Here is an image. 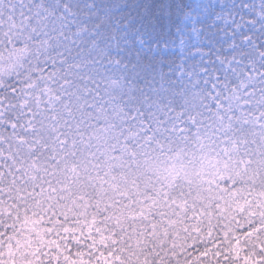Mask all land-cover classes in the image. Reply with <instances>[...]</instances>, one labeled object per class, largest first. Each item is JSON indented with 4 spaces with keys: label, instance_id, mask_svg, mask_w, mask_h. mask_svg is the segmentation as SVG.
<instances>
[{
    "label": "snow or ice",
    "instance_id": "obj_1",
    "mask_svg": "<svg viewBox=\"0 0 264 264\" xmlns=\"http://www.w3.org/2000/svg\"><path fill=\"white\" fill-rule=\"evenodd\" d=\"M30 11L0 0V28L21 27L30 19ZM26 51L16 49L15 54L19 57ZM210 79L204 83L209 84ZM210 87L216 89L217 82H211ZM233 99H239L237 94L233 93ZM253 102L243 99L244 104ZM255 102L264 104V95ZM221 107L217 100L210 136L219 135L228 142L222 149L227 159L219 153L209 155L215 149L208 148L198 160L194 156L185 163L179 151L156 156L145 151L142 159L137 158L143 150L140 141L154 139V130L140 135L148 133L150 125L135 129L126 125V132L107 125L94 129L86 141H78L76 137L83 133L73 129L79 121L69 123L65 105L57 108L52 97L46 102L33 100L26 111L16 113L15 120L7 121L21 132L8 134L15 143L8 144L7 152L0 148V226H4L7 212L12 223L6 227L13 229L11 234L0 231V246L7 235L11 258L3 260L0 251V264L264 262V256L253 259L241 246L242 241L264 232V211H252V201L246 198L264 196V124L257 129L253 113L241 109L237 116L231 104L223 112ZM260 116L264 117V110ZM172 130L176 131L175 127ZM4 138L0 135V140ZM132 138L136 147L129 143ZM155 143L161 149L165 146L159 139ZM215 143L209 140V144ZM241 144L245 145L243 155ZM251 144L256 148L248 147ZM147 172L156 174L157 183H152ZM192 176L200 179L194 181ZM177 178L187 183L177 185ZM238 178L240 186H236ZM245 178L248 183L243 182ZM257 183L260 189L254 193L252 187ZM245 212L247 217L241 222L238 216ZM257 215L259 222L251 218ZM221 223L224 227L216 237L222 235V239L213 235ZM260 250L264 252V243Z\"/></svg>",
    "mask_w": 264,
    "mask_h": 264
},
{
    "label": "clouds",
    "instance_id": "obj_2",
    "mask_svg": "<svg viewBox=\"0 0 264 264\" xmlns=\"http://www.w3.org/2000/svg\"><path fill=\"white\" fill-rule=\"evenodd\" d=\"M5 2L23 5L26 12L31 9L30 19H25L21 27L0 28V135L5 137L0 140V148L5 152L9 143H15L8 134L21 132L19 128L12 129L7 121L15 120L16 113L26 111L33 100L46 102L49 97L57 108L66 106L64 115L69 123L79 121L73 129L83 133L76 137L78 141H86L94 129L107 125L125 132L126 125L134 129L150 125L149 132L140 135H150L154 130V139L140 141L143 150L138 159L143 158L145 151L149 156L161 152L174 155L179 151L187 163L194 156L198 160L208 148L215 149L209 155L219 153L227 159L222 149L228 142L219 135L210 136L217 100L222 104L221 112L231 104L237 116L241 109L253 113L257 129L264 124V117L260 116L264 104L255 102L264 95V0ZM20 48L27 51L18 57L15 50ZM53 72L56 75L50 76ZM209 77V84H205ZM211 82H217L216 89L210 87ZM233 93L239 99L234 100ZM243 99L254 102L244 104ZM156 139L165 145L163 149L155 143ZM210 139L216 143L209 144ZM129 143L136 147L135 138ZM240 147L243 155L245 145ZM248 147L255 149L256 145ZM231 155L235 157L236 153ZM146 175L157 183L155 173ZM243 182L248 183L246 178ZM186 183L181 178L176 180L177 185ZM236 186H240L239 178ZM259 189L258 183L252 187L254 193ZM246 198L252 201V211H264V196ZM246 217L245 212L238 219L243 222ZM251 218L260 220L259 215ZM3 220L0 231L11 234L13 229L6 226L12 218L7 212ZM223 227V223L215 226L214 237ZM216 238L222 239V235ZM249 241H254L259 256H264L260 250L264 232L242 243ZM8 243L5 235L0 246L5 261L11 259ZM11 243L15 246L16 242ZM15 258L21 257L16 253Z\"/></svg>",
    "mask_w": 264,
    "mask_h": 264
},
{
    "label": "rangeland",
    "instance_id": "obj_3",
    "mask_svg": "<svg viewBox=\"0 0 264 264\" xmlns=\"http://www.w3.org/2000/svg\"><path fill=\"white\" fill-rule=\"evenodd\" d=\"M249 245H250V248H249ZM241 246L245 247V248H249V252L252 253L253 259H255L256 257L259 256V254L257 252V246H256V243L254 241H249V244H243L242 243Z\"/></svg>",
    "mask_w": 264,
    "mask_h": 264
}]
</instances>
